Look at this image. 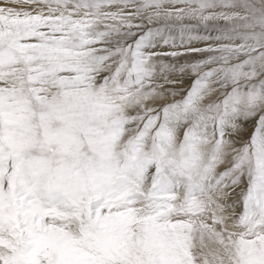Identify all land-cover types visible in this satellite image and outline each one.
I'll list each match as a JSON object with an SVG mask.
<instances>
[{"label": "snow or ice", "instance_id": "6c2138e0", "mask_svg": "<svg viewBox=\"0 0 264 264\" xmlns=\"http://www.w3.org/2000/svg\"><path fill=\"white\" fill-rule=\"evenodd\" d=\"M0 264H264V0H0Z\"/></svg>", "mask_w": 264, "mask_h": 264}]
</instances>
